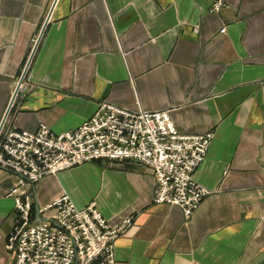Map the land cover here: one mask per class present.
Returning a JSON list of instances; mask_svg holds the SVG:
<instances>
[{"label": "crops", "instance_id": "crops-1", "mask_svg": "<svg viewBox=\"0 0 264 264\" xmlns=\"http://www.w3.org/2000/svg\"><path fill=\"white\" fill-rule=\"evenodd\" d=\"M54 0H0V123ZM57 0L8 122L74 130L100 101L169 110L179 133L213 132L194 172L212 193L186 218L153 202L154 177L133 161L97 159L46 175L33 208L62 192L95 201L111 223L118 264H264V0ZM225 26V31L220 29ZM16 175L0 167V264L15 222Z\"/></svg>", "mask_w": 264, "mask_h": 264}, {"label": "built area", "instance_id": "built-area-1", "mask_svg": "<svg viewBox=\"0 0 264 264\" xmlns=\"http://www.w3.org/2000/svg\"><path fill=\"white\" fill-rule=\"evenodd\" d=\"M225 4L212 0L210 11L218 13ZM224 31L225 26L219 32ZM212 137L211 131L179 133L169 110L134 111L108 101H100L93 116L63 133L43 122L28 131L5 120L0 167L16 175L7 193L14 198L16 219L4 245L12 264H118L114 240L133 223L127 216L111 224L95 201L78 208L66 192L34 209L29 190L44 176L97 159L141 163L154 177L153 202L178 206L186 219L212 193L193 177Z\"/></svg>", "mask_w": 264, "mask_h": 264}, {"label": "water", "instance_id": "water-1", "mask_svg": "<svg viewBox=\"0 0 264 264\" xmlns=\"http://www.w3.org/2000/svg\"><path fill=\"white\" fill-rule=\"evenodd\" d=\"M56 1H57V0H54V3H53V5H52V7H51L50 10L48 11L49 13H48V15H47V18H46V20L44 21V23H43V25H42V29H41V31H40V33H39L37 39L35 40L36 43H35V45H34V48H33L32 52H31V54L29 55V58H28L26 64L24 65V67H23V69H22V73H21L20 78H19V80L17 81V84H16V88H15V90H14V92H13L11 98H10V103L8 104V106H7V110L5 111V113H4V115H3L4 117H3V119H2V121H1V123H0V127L2 126V124L4 123V121L7 119V114H8V112H9V110H10V108H11L13 102H14V101H13L14 98L16 97V95H17V93H18V91H19V89H20L21 82H22L23 78L25 77V75H26V73H27L28 67H29L30 62H31V60H32V58H33L32 56H33L34 51H35V49H36V47H37V45H38V43H39L38 41H39L40 37L42 36V34H43L45 28H46L45 26H46V24H47V22H48V20H49V18H50V15H51V13H52V12H51V11H52V8L54 7Z\"/></svg>", "mask_w": 264, "mask_h": 264}, {"label": "rangeland", "instance_id": "rangeland-1", "mask_svg": "<svg viewBox=\"0 0 264 264\" xmlns=\"http://www.w3.org/2000/svg\"><path fill=\"white\" fill-rule=\"evenodd\" d=\"M27 73H28V71H27ZM27 73H26V75H25V77L23 78V80H22V82H21V89H27L29 86H28V80H27ZM21 89L19 90V91H21ZM18 91V92H19ZM8 114H7V119H6V123L8 122Z\"/></svg>", "mask_w": 264, "mask_h": 264}]
</instances>
